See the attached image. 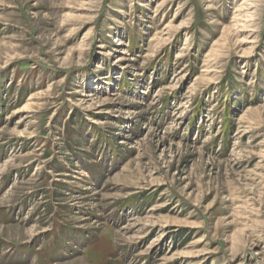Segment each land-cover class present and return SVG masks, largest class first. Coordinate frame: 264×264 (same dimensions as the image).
Returning <instances> with one entry per match:
<instances>
[{
    "label": "rangeland",
    "instance_id": "rangeland-1",
    "mask_svg": "<svg viewBox=\"0 0 264 264\" xmlns=\"http://www.w3.org/2000/svg\"><path fill=\"white\" fill-rule=\"evenodd\" d=\"M0 264H264V0H0Z\"/></svg>",
    "mask_w": 264,
    "mask_h": 264
}]
</instances>
